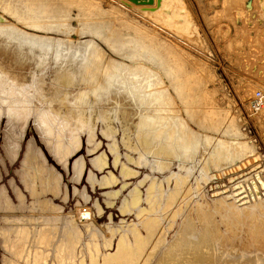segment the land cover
Here are the masks:
<instances>
[{
  "label": "rangeland",
  "instance_id": "374dc122",
  "mask_svg": "<svg viewBox=\"0 0 264 264\" xmlns=\"http://www.w3.org/2000/svg\"><path fill=\"white\" fill-rule=\"evenodd\" d=\"M2 2L5 3L4 5L8 4V7H3ZM184 2L198 26L199 38L187 40L185 37L173 35L159 25L153 24L138 11L126 7L121 0H0L2 6L0 14L8 19V22L13 21L21 28L40 35L67 36L72 41L93 39L98 46L97 52L106 60L109 58L118 60L121 54L118 55L117 52H122L112 43L113 38L128 36L140 38L146 45L156 50L164 61L177 64L176 70L181 86L179 95H175L178 93L173 90L175 83H172L171 75L165 71V66H161L163 85L167 86L165 88L170 99L169 111L175 113L185 126L209 138L205 145L199 143L191 150H183L169 139L167 143L164 142L165 145L161 144L159 138H153L152 132L149 131L145 140L136 142L138 144L136 146L141 147L146 154L154 148L153 153L156 158L159 157L163 165L171 167L170 172L163 171L164 175L160 176L161 172H158L152 156L137 158V154L132 153L128 166L133 172L121 176L119 164H114L113 154L108 146L114 147V151L119 152L120 161H125V155L131 152L120 143V135L124 134L129 124L133 127L131 133L135 135V126L131 125L132 119L136 121L137 118L135 111L130 116L126 113L125 116L129 119L124 118L122 123L113 120L112 125L103 117L101 118L104 121L103 126L101 122H96L92 130L87 123L91 116L78 118L81 120L73 122V126H78L73 127L71 124L70 129L76 132L73 133V137L79 138L80 144L65 162L57 160L46 141L35 129L33 120L25 124L17 154L13 156L12 142L4 135L7 124L6 119L3 118L0 125V193L3 189L4 193L1 195L4 200L19 205L15 190L21 191L24 208L16 212L22 219H28L30 217L27 215L34 213L36 216H33L32 222H41L44 218H38V212L43 215L52 214L54 216L51 227L61 230L66 225H73L82 232L83 239L88 238L89 232L95 233L98 237L97 234L101 230L108 236L109 227L139 226L140 221L133 212H121L119 205L133 189H138L143 198L147 187L146 181L143 180L144 176L146 175L148 179L153 174L152 180L155 186H158V190H155L157 193L161 191L168 194L176 180L181 184H188L191 189L186 204L181 206L177 203L172 208V211L177 209L174 222L170 225L167 219L168 211L161 221V230L164 231L167 240H170L182 222H191L199 231L200 209H207L209 203L219 197L212 193L214 189L220 188H214V185H228L224 176H215L213 180L204 182L203 178L197 175L198 168L193 164H188L186 170L176 174L177 163L174 160H180L184 165L190 160L192 163L198 161L208 173L234 167L246 159H249L252 165L253 158L259 156L260 160H257L254 167L256 170L261 168L260 172H264V107L256 115L245 116L248 114L247 100L252 92L264 88V0H184ZM4 8L5 10L2 11ZM14 9L18 12L29 9L34 12L33 14L41 13L42 16L45 15L43 17L46 20L41 19L45 23H59L55 13L57 15L61 13V17H64L65 22L70 25L68 33L64 32L65 30L63 34L62 30H59L60 32L44 31L45 29L40 28L36 30L30 25L28 27L27 24H21L16 16L11 14L14 13ZM87 14L92 15L91 18L95 21H104L107 24L98 35L89 32L83 34L87 30L88 20L84 19ZM2 41L3 38H0V57L10 66L19 68L28 78L32 61L26 60L21 65L19 62L21 60L13 54L20 48L11 41L9 48L5 49ZM29 50L28 46L21 47V53L27 57L31 55ZM24 59L25 57L22 61ZM164 75L167 77L164 78ZM98 105L101 106L102 102ZM126 107L127 110H132L130 106ZM39 113L41 115L40 111ZM242 116L256 129L259 138V144L255 143L257 149L242 137L238 129ZM61 118L69 121L65 116ZM101 126L107 129L109 134L106 135H110L109 137L101 131ZM113 129H116V132ZM110 130L114 131L113 135ZM217 141H220L218 145ZM29 143L34 147L30 160L35 161L39 153H42L44 157L42 163L40 160L35 164L27 162L25 153ZM100 155L106 156V163L97 167L93 161ZM135 157L138 161L136 164L132 161ZM117 159L116 157L115 160ZM79 160L83 165L78 175L76 167ZM189 165L196 169L195 172L189 173L187 169ZM27 170L30 176L26 180L25 187L22 175ZM253 170L244 169L240 174L257 172ZM47 173L55 176L56 189L51 185L47 187L42 184ZM32 190L35 194L31 192ZM160 198L162 195H159ZM139 202L144 207V201L141 199ZM85 209L90 212L89 218L80 222L79 213ZM221 210L220 215L212 216L213 228L181 237L161 254L159 250H155L142 258L138 264H197L199 258H205L209 264L227 262L259 264L261 259L264 260V198L256 204L240 208L233 202L222 201ZM151 211L154 213L149 218L158 217L154 209ZM90 219L92 223L84 222ZM32 227L34 231L35 226ZM73 238L72 235L67 236V243L60 245L57 257L62 264H69L72 260L79 263L81 259H85L81 253V246L77 245L79 238L77 236ZM117 240L118 236L115 235L104 251L100 247V256L103 255L102 252L112 254ZM87 249L91 252L90 244L87 245ZM62 252L65 254L63 255ZM125 253L124 248L103 264H135L134 262L140 258L139 252L130 255ZM1 255L0 247V258Z\"/></svg>",
  "mask_w": 264,
  "mask_h": 264
},
{
  "label": "bare ground",
  "instance_id": "6f19581e",
  "mask_svg": "<svg viewBox=\"0 0 264 264\" xmlns=\"http://www.w3.org/2000/svg\"><path fill=\"white\" fill-rule=\"evenodd\" d=\"M121 3L134 11H138L153 24L159 25L173 35L185 37L187 40L199 38L198 26L184 0H160L158 7L155 5V0L150 3H133L128 0H121ZM4 4L2 2L3 7L7 8L8 4ZM29 4L31 3L29 2ZM29 4L28 6H30ZM13 12L11 14L14 17L16 16L17 21L21 24H27L28 27L30 25L36 30H39V28L45 29L44 31L58 30L60 32L59 30H62V34L65 30L64 32L68 33L70 25L65 22L64 17H61V13L59 15L55 13L59 23H45L43 22L46 20L43 17L45 15L42 16L41 13L33 14L34 12L32 13L29 9L23 12H18L14 9ZM91 16L90 14H87L86 17L84 16V19L88 21H86L87 30L83 34L89 32L98 35L107 24L104 21H95ZM42 18L44 19L43 21L41 20ZM0 38H3V48H9L11 41L20 48L17 50L20 53L13 54L21 60L19 61L21 65L26 60L32 61L31 65L29 64V77L27 78V75L19 68L10 66L0 57V125L1 120L5 118L7 125L4 135H6L7 140L9 139L12 142L13 149L11 154L13 156L17 154L20 138L24 134V130L21 132V123L23 121L25 123L29 122V118L34 121L35 129L56 156L54 149L59 147L61 140L67 144L68 141L74 139L73 133L76 132L71 131L70 126L71 124L73 126V122L81 120L78 118L91 116V118L89 117L90 121L87 123H89L88 127L92 130L96 121L99 120L98 122L104 124L103 119L99 118L104 117V120L112 125L113 120L122 123L124 118H128L125 116L126 113L130 116L135 111L137 118L136 121L131 118V125L135 126V135L137 137L135 138V135L131 133L133 127L130 124L125 129L127 134L122 129L124 132L122 137L129 140L127 144L129 143L128 145L131 146V154H137V158L145 156L147 158L148 155L153 157L158 172H161L160 176L170 172L171 167L163 165L162 160L159 157L156 158L153 153L154 148L146 154L141 147L136 146L137 143L145 140L149 131L152 132L151 136L153 138H159V141L162 142L161 144L165 145L164 142L167 143L169 139L183 150H191L195 144L205 145L208 142L209 138L206 135L194 132L188 126H185L175 113L169 111L170 99L166 89L167 86L165 85V88L163 85L161 66H165V71L171 75L172 83H175V89L173 90L178 93L175 95H179L181 86L176 70L177 64H170L164 61L156 50L146 45L140 38H131L129 36L126 38H113L112 43L122 52L116 51L118 55L121 54L118 60L110 58L106 60L97 52L98 46L93 39L72 41L67 36L40 35L21 28L13 21L8 22V19L2 14H0ZM23 46L29 47L30 57L21 53V47ZM24 57L25 59L22 61ZM168 83L170 84V82ZM32 89L33 91L37 90V94H33L30 102H32V105L36 104L39 108H45L42 109V115H40L39 111H33L32 114L28 115L26 110H24L28 95L27 90ZM71 91L75 92L71 94ZM100 102H102L101 106L98 105ZM126 106H130L132 110H127ZM64 116L69 121L62 120L61 117ZM105 136L109 137L110 135ZM77 139L79 138L76 137ZM218 143L220 141H217L216 144L218 145ZM69 144L70 142H68ZM33 149L32 143H29L25 153L27 162H32L30 159ZM259 158V156L258 158H253L252 165L249 159H246L234 167L222 168L208 173L204 171L198 161L192 163L190 160L184 165L180 160H174L177 163L176 174L186 170L188 164H193L195 168H198L197 175L201 176L204 182L210 179L213 180L215 176H224L228 181V185H214V188L220 187L223 189H214L212 193L219 197L214 198L207 209H200L201 226L199 231L195 229L191 222H182L170 240H167L164 231L161 230V221L165 212L168 211V217H166L170 221V225L174 222L177 209L172 211V208L177 203L184 206L189 199L191 190L188 184H181L177 180L174 181L168 194L161 191L157 193L155 190H158V186H155L152 180L153 174H151L150 184H154V188L148 185L145 197L146 209H141L140 213L135 216L140 221L139 226L127 225L122 228L119 227V231L113 230V232L107 229L109 232L108 236L103 234V230H101L102 233L97 234L99 238L95 233L89 232L87 234L88 240L84 241L83 244H81L83 239L82 232L77 227L66 225L61 230L57 227H51L54 216L52 214L43 215L38 212L37 217L44 218L41 222H32L34 213L27 215L30 218L22 219L16 212L22 211L24 208L21 191L15 190L19 205H14L12 201L4 200L1 195V193H4L2 189L0 193L1 264H62L57 254H59L60 245L66 244V238L70 235L74 238L76 236L79 238L77 245L81 246L82 256L85 257L79 263L72 260L71 263L73 264H103L116 252L119 253L124 248L127 255L139 252L140 258L134 262L138 264L142 258L155 250H159V254H161L164 249H168L181 237L189 236L192 233H200L206 228H213L212 216L215 217L217 214H221L222 201L233 202L239 208L261 201L264 198V172L261 173V168L257 167L258 170H256L254 167ZM38 160L41 163L44 160L42 153H39L38 158L35 161L33 160L32 163L35 164ZM137 162L136 160L135 163ZM250 168L257 172L254 174H240L244 169ZM187 169L189 173L196 170L190 165ZM163 171L165 172L162 173ZM125 175L128 174L126 173ZM28 176H30V172L27 170L22 175L25 187L27 186L26 180H28ZM54 179L55 176L53 174L47 173L43 178L42 184L47 187L51 185L55 188L56 181ZM143 180L146 181V176ZM31 192L35 194L33 190ZM159 195H162V198L159 199ZM140 200L141 195L137 192L134 200H132L133 205H138ZM153 209L158 214V217L149 218L154 213L151 211ZM79 214L81 215L79 221L83 222V220L89 218L90 212L85 209ZM84 222L92 223L91 219ZM32 226H35L34 231ZM134 227H140L142 230L139 229V232L135 235L133 233L135 231ZM66 229L68 230L66 231ZM140 231H144V234H140ZM115 235L118 236V240L114 252L112 254L102 252L103 255L100 256V247L104 251V248L110 245L111 239ZM130 238H133V242L128 245L127 242ZM97 240H99V243ZM89 244L92 253L87 249ZM36 246H38L37 249ZM40 246L43 247L42 252H40ZM62 254L64 255L65 253L62 252ZM197 260V264H209V261L205 258ZM247 261L249 262L250 260ZM251 264H254V262ZM259 264H264V260L261 259Z\"/></svg>",
  "mask_w": 264,
  "mask_h": 264
},
{
  "label": "flooded vegetation",
  "instance_id": "af4514ba",
  "mask_svg": "<svg viewBox=\"0 0 264 264\" xmlns=\"http://www.w3.org/2000/svg\"><path fill=\"white\" fill-rule=\"evenodd\" d=\"M28 91V95H27V100H26V107H25V109L24 110H26V113L28 114V115H30V114H32L33 113V111H40L41 112V115L43 114V111H42V109H45V108H39L36 104H33L32 105V102H30L31 100H32V96H33V94H37V90H35V91H33V89L32 90H27ZM41 117H43V116H41ZM41 119V118H40ZM99 119H101V118H99ZM30 120H32L31 118H29V121ZM99 121V120H98ZM98 121H96V122H98ZM96 122H95V125H96ZM80 123V122H79ZM25 122L23 121L22 123H21V132L24 130V126H25ZM92 125H93V123H92ZM94 125V126H95ZM101 125L103 126V124L101 123ZM102 126H101V131L106 135V134H109L107 131H106V129H103L102 128ZM95 128V127H94ZM78 132H79V130H78ZM112 132V131H111ZM115 132H116V130H115ZM114 133L112 132L111 133V135H113ZM122 135L123 134H121L120 135V142H121V144H122V146L125 148V149H128L130 152L132 151V149H131V146L130 145H128L127 144V141L129 142V140L128 139H126V138H124V137H122ZM93 142H94V139L92 140ZM68 142H70V144L68 145ZM67 142V144H65L64 143V141L63 140H61V143H60V145H59V147H57V148H55L54 149V151L56 152L55 154H56V157L58 158V160L60 161V162H65L67 159H68V157H69V155L70 154H72L73 152H75L76 150H77V148L79 147V142H78V139L76 140V138H74V139H72V141H68ZM125 145V146H124ZM96 146H97V144H96ZM71 148H73V149H71ZM108 148L110 149V151L112 152V154H113V162H114V164L115 165H117V163L119 164V167H120V174H121V176H126L125 174L127 173L128 175L129 174H131L133 171L129 168V166H128V162H129V159L131 158V156H132V154L130 153H128L127 155H125V161H120V159H119V152H117V151H114V147H112V146H108ZM126 156H128V157H126ZM118 158L117 159V161L115 160V158ZM132 160V159H131ZM133 161V163H135L136 162V160L135 159H133L132 160ZM93 163H94V165L95 166H97V167H99V166H102L103 164H105L106 163V156L105 155H100V156H98V157H96L95 159H94V161H93ZM136 164V163H135ZM82 161L81 160H79L78 161V165H77V169H76V173L79 175L80 173H81V171H82ZM146 176V175H145ZM144 176V177H145ZM146 178H147V176H146ZM148 180V181H147ZM150 177L148 178V179H146V184H147V187H146V190H147V188H148V185H151L150 184ZM153 188H154V184H152L151 185ZM150 186V187H151ZM137 192H139L138 191V189H133L132 191H131V193L127 196V197H125L124 199H122V201L120 202V205H119V208H120V211L121 212H128V211H132L133 212V214L136 216L138 213H140V211H141V209H145L146 207V204H145V197H146V191H145V195H144V197L143 198H141L143 201H144V207H142L141 206V202H139V204L138 205H136V206H134L133 205V203H132V200H134V197L136 196V194H137ZM111 200V199H110ZM72 228V227H71ZM118 228L119 227H116V228H113V227H109V228H107L108 230H110L111 232H113V230H117V231H119L118 230ZM120 228H122V226H120ZM70 229V228H69ZM134 229H135V231H133V233L135 234V235H137V232H139L138 230L140 229V228H136V227H134ZM68 229H66V231H67ZM141 233L140 234H144V231H140ZM103 234H105V233H103ZM133 237V236H132ZM133 238H130L129 239V241L127 242V244L129 245V244H131L132 242H133V240H132ZM88 239H86V240H81L82 242H81V244H83V242L84 241H87ZM97 242L99 243V240H97ZM37 247L38 246H36V249H37ZM40 252H42L43 250V247H41L40 246ZM50 248V247H49ZM48 248V249H49ZM42 250V251H41Z\"/></svg>",
  "mask_w": 264,
  "mask_h": 264
},
{
  "label": "built area",
  "instance_id": "2783aa9c",
  "mask_svg": "<svg viewBox=\"0 0 264 264\" xmlns=\"http://www.w3.org/2000/svg\"><path fill=\"white\" fill-rule=\"evenodd\" d=\"M264 107V88L255 89L252 92V95L247 100V111L248 114L245 116H253L256 115V113H259L262 108ZM238 129L242 133V137L246 139L250 145L256 148V145L259 144V138L256 133V129H254V126L252 124H249L247 119L242 116L241 121L238 124ZM257 142V144H255ZM258 147V146H257Z\"/></svg>",
  "mask_w": 264,
  "mask_h": 264
},
{
  "label": "water",
  "instance_id": "95a60500",
  "mask_svg": "<svg viewBox=\"0 0 264 264\" xmlns=\"http://www.w3.org/2000/svg\"><path fill=\"white\" fill-rule=\"evenodd\" d=\"M131 1H133V2H135V3H150V2H152L153 0H131ZM159 4H160V0H155V5H156V7H158Z\"/></svg>",
  "mask_w": 264,
  "mask_h": 264
}]
</instances>
